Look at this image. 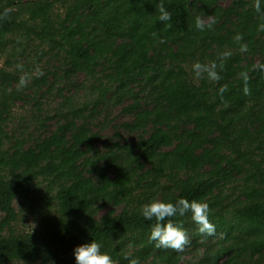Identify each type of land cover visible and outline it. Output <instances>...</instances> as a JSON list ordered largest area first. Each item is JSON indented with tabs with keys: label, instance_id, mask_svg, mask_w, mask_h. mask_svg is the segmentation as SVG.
I'll list each match as a JSON object with an SVG mask.
<instances>
[{
	"label": "trees",
	"instance_id": "1",
	"mask_svg": "<svg viewBox=\"0 0 264 264\" xmlns=\"http://www.w3.org/2000/svg\"><path fill=\"white\" fill-rule=\"evenodd\" d=\"M257 2L0 0V264H75L73 248L90 239L115 264H264ZM196 63L219 78L197 77ZM46 97L57 99L52 116ZM28 100L32 116L8 131L14 105ZM118 107L131 119L115 128L130 139L114 131L99 147L93 127ZM179 198L206 202L215 231L177 215L188 243L158 247L141 207ZM28 214L38 227L18 232Z\"/></svg>",
	"mask_w": 264,
	"mask_h": 264
},
{
	"label": "clouds",
	"instance_id": "2",
	"mask_svg": "<svg viewBox=\"0 0 264 264\" xmlns=\"http://www.w3.org/2000/svg\"><path fill=\"white\" fill-rule=\"evenodd\" d=\"M257 11H260L259 0L257 2ZM161 20L169 19L167 12L162 9ZM242 51L246 50L244 48ZM194 72L197 77L207 73L208 77L215 80L218 74L213 68H208L200 63L194 66ZM25 81L21 79L20 84L23 86ZM186 213L191 214V219L202 234L212 235L215 226L209 220V205L206 202L198 200H188L179 198L175 202L163 200H151L141 207V215L146 221L155 220L150 224L149 240L154 241L156 246L171 248L177 251L183 249L188 243L186 230L173 222V217L184 216ZM102 244L97 240L90 239L73 248L72 255L75 264H115L112 257L105 251H102ZM130 264H137L135 259Z\"/></svg>",
	"mask_w": 264,
	"mask_h": 264
},
{
	"label": "rangeland",
	"instance_id": "3",
	"mask_svg": "<svg viewBox=\"0 0 264 264\" xmlns=\"http://www.w3.org/2000/svg\"><path fill=\"white\" fill-rule=\"evenodd\" d=\"M228 1H225L224 3H222L223 6L227 5ZM5 56H0V68H4L5 64ZM31 61V59H30ZM8 71L14 70L16 68V64L12 63L10 67H6ZM189 68V67H188ZM26 70V69H24ZM189 70V69H188ZM30 71V70H29ZM32 74H34V72H30ZM27 75H28V71H27ZM29 77V76H28ZM195 77V76H193ZM78 80H83V75L80 74L77 76ZM196 78V77H195ZM196 81V80H195ZM24 93L28 94L29 93V89H25ZM85 94H83L82 92H80L78 94V96H76V103L79 105L80 103H82L83 101H85ZM46 100H44V102H46V105H43V116L44 115H49L52 116L54 115V108L56 107V98L53 100L54 102H52V99H48V97L45 98ZM30 102V104L27 105H23V101H18L14 107H13V111H12V119L9 122L8 128L7 130L9 131L11 128H18L20 130V122H22V120H29L30 117L32 116V113L30 112V107H31V100H28ZM49 103V105H48ZM131 103V100H125L123 102V105H128ZM108 120H111L110 123L108 124L107 122L105 123V128L103 129H99L98 127L100 126L98 124V126H94L93 130L94 131H99V135L101 136L100 139H98L95 143L96 145H98L99 147L102 146L103 144V140L105 138H109L112 137V134L114 133V131H117L119 133H121V135L125 138V139H130V136L128 135V133L124 132L122 129H117L115 128V126L120 125L123 122H127L129 121L131 118L124 115L123 113H121V107L115 108L111 111L108 112ZM104 114L98 115L94 122H96L95 124H97L98 121L102 122L104 119ZM28 122V121H27ZM99 122V123H100ZM104 124V123H103ZM46 125H47V129L49 131H51L52 129H54L55 127V119L53 120H46ZM14 207L17 208V200L14 201ZM1 216V214H0ZM38 227V218L32 217L29 214L25 215L22 219H20L17 223V231L18 232H26V231H30V230H34ZM199 252H198V256L201 255L204 247L200 246L199 248ZM194 255V252H193ZM186 259H190L194 262L197 261L198 257L196 258L195 256H192V254H187L185 256Z\"/></svg>",
	"mask_w": 264,
	"mask_h": 264
}]
</instances>
